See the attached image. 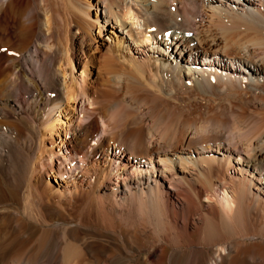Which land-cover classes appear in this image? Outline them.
Returning <instances> with one entry per match:
<instances>
[{
	"label": "bare ground",
	"instance_id": "obj_1",
	"mask_svg": "<svg viewBox=\"0 0 264 264\" xmlns=\"http://www.w3.org/2000/svg\"><path fill=\"white\" fill-rule=\"evenodd\" d=\"M0 48V264H264V0H0Z\"/></svg>",
	"mask_w": 264,
	"mask_h": 264
},
{
	"label": "rangeland",
	"instance_id": "obj_2",
	"mask_svg": "<svg viewBox=\"0 0 264 264\" xmlns=\"http://www.w3.org/2000/svg\"><path fill=\"white\" fill-rule=\"evenodd\" d=\"M52 3H54V1H52ZM95 7H93V9L90 11V13L92 14V16L95 14ZM12 34V32L10 33ZM14 41V39H13ZM0 55H3L4 52H5V49L4 48H0ZM4 49V50H3ZM78 71H82V66L81 64L78 66ZM53 235V233L51 234ZM55 243V244H54ZM57 245V246H56ZM49 247L51 248V251H54L55 249H57L59 247V243H57V241L53 240L52 243L49 245ZM54 247V248H53ZM57 247V248H56Z\"/></svg>",
	"mask_w": 264,
	"mask_h": 264
}]
</instances>
